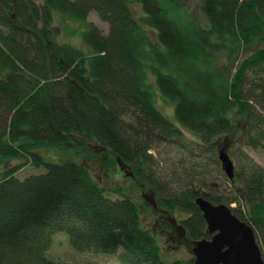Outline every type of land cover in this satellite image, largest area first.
Masks as SVG:
<instances>
[{"label": "trees", "instance_id": "trees-1", "mask_svg": "<svg viewBox=\"0 0 264 264\" xmlns=\"http://www.w3.org/2000/svg\"><path fill=\"white\" fill-rule=\"evenodd\" d=\"M201 11L208 29L176 0H0V164L22 158L46 170L22 180L25 164L0 172V264H57L47 256L57 233L80 253L165 264L141 223L154 209L133 195L151 189L150 148L188 145L181 127L199 156L214 155L221 139L264 150V116L252 114L253 102L264 104V0H202ZM53 12L81 22L95 13L108 31L89 25L86 53L54 39ZM154 91L173 105L175 123ZM67 144L89 157L46 156ZM116 158L133 178L120 173L101 186L85 161L111 178ZM229 183L238 196L224 203L237 204L230 209L254 230L264 259V170L253 163ZM199 196L223 204L198 190L156 196L157 209L189 214L187 242L209 237ZM160 226L173 232L167 220Z\"/></svg>", "mask_w": 264, "mask_h": 264}, {"label": "rangeland", "instance_id": "rangeland-1", "mask_svg": "<svg viewBox=\"0 0 264 264\" xmlns=\"http://www.w3.org/2000/svg\"><path fill=\"white\" fill-rule=\"evenodd\" d=\"M176 1L187 19H195L201 28H209L201 11L202 0ZM131 9L136 17L142 15L140 7L135 3L131 4ZM53 25L56 29V35L54 36L56 41L83 50H85V47L82 43V34L89 25L98 28L103 34H106L108 31V25L101 21L95 13H90L87 19L81 22L70 20L61 16L58 12H53ZM155 102L161 114L175 123L173 105L166 102L157 92H155ZM252 106L253 116H264L263 103L256 101L252 103ZM180 130L183 132V141L188 145L183 147L178 144L161 143L155 144L150 148L149 153L152 156V160L145 167V171L151 176V189L141 184L142 189L133 193L138 201L142 202V192L149 194V192L154 191L155 196L160 197L161 195L169 196L171 193L179 194L181 192L198 190L200 194L218 198L226 205L224 202L235 198L237 194L235 193L234 185L229 183L217 161V153L220 150H226L229 153L235 165V170L240 175H245L253 163L264 170L263 149L255 150L245 146L243 143L232 144L229 141H225V139H221L214 155L199 156L194 146L196 138L181 127ZM88 151V149L76 151L72 145L67 144L60 149L55 148L53 150L49 148V151H47L48 155L46 156H50L51 159L56 160L67 157L80 159V156L89 157L88 154L90 153ZM85 163L90 165V172L93 178L101 186L113 184L114 179L121 181V174L118 168L114 170L113 177L110 178V176L106 175L105 168L99 163L92 162L90 159L86 160ZM22 164H25V166L18 169L16 173V177L20 180L46 172L44 168H34L32 164L22 158L3 160L0 164V172L22 166ZM112 198L115 199V196H112ZM229 207L236 208L237 204H230ZM245 208L244 202L241 203V210H245ZM188 216L189 214L178 211L173 213V217L178 220H184ZM157 218V215L146 208L145 213L141 217V223L144 228L149 229L156 237L165 264H171L174 261L193 262L194 257L189 243L181 244V246H178L175 242L173 243L174 237L171 231L163 229L160 226L161 221L157 223ZM174 245L176 247H173ZM47 256L57 264H121L118 258L111 254L80 253L73 250L69 237L65 233L54 235Z\"/></svg>", "mask_w": 264, "mask_h": 264}, {"label": "water", "instance_id": "water-1", "mask_svg": "<svg viewBox=\"0 0 264 264\" xmlns=\"http://www.w3.org/2000/svg\"><path fill=\"white\" fill-rule=\"evenodd\" d=\"M221 170L228 179L233 178L234 164L226 150L217 155ZM119 170L125 176L133 178L129 167L120 158H116ZM142 199L153 209H157L154 193H142ZM195 205L202 213L206 223V232L210 238L191 241L194 264H264V259L254 230L239 220L224 205H215L208 200L197 197ZM167 222L175 231L178 239H185V229L172 216Z\"/></svg>", "mask_w": 264, "mask_h": 264}, {"label": "flooded vegetation", "instance_id": "flooded-vegetation-1", "mask_svg": "<svg viewBox=\"0 0 264 264\" xmlns=\"http://www.w3.org/2000/svg\"><path fill=\"white\" fill-rule=\"evenodd\" d=\"M153 214H155V215H157V223H159L160 221H166V218L168 217V216H170L166 211H163V210H159V209H154V213ZM176 219V218H175ZM176 221H177V223L178 224H181L182 226H183V224H182V220H178V219H176ZM173 229V228H172ZM171 234L173 235V237H174V239H173V243L175 242V243H177V245L178 246H181V244H185V243H189V245H190V243L191 242H187V239H186V232H185V239H178V237H177V235H176V233H175V231L173 230V232H171ZM208 238H210V236L208 237ZM173 247H176L175 245L173 246ZM191 247V246H190Z\"/></svg>", "mask_w": 264, "mask_h": 264}, {"label": "bare ground", "instance_id": "bare-ground-1", "mask_svg": "<svg viewBox=\"0 0 264 264\" xmlns=\"http://www.w3.org/2000/svg\"><path fill=\"white\" fill-rule=\"evenodd\" d=\"M217 155H218V153H217ZM230 159H231V158H230ZM231 160H232V159H231ZM217 161H218V160H217ZM218 162H219V161H218ZM232 162H233V161H232ZM233 164H234V163H233ZM219 165H220V164H219ZM220 168H221V167H220ZM119 172L122 173L120 170H119ZM222 172H223V171H222ZM235 172H236V170H235V165H234V174H233V178L230 180V179L227 178V176L225 175V173H224V175H225V177L227 178L228 181H232V180H234ZM123 174H124V173H123ZM141 187H142V186H141ZM142 193H144V192H142ZM149 193H151V192H149ZM141 195H142V194H141ZM154 197H155V201H156V198H157V197L155 196V194H154ZM199 197H201V196H199ZM141 198H142V197H141ZM202 198H203V197H202ZM233 206H234V205H233ZM229 208H231V207H229Z\"/></svg>", "mask_w": 264, "mask_h": 264}]
</instances>
